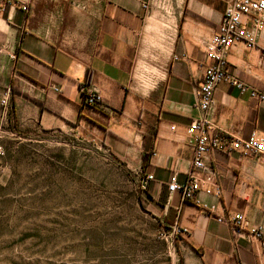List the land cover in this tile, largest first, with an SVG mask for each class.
I'll list each match as a JSON object with an SVG mask.
<instances>
[{
    "label": "crops",
    "instance_id": "0c3cea01",
    "mask_svg": "<svg viewBox=\"0 0 264 264\" xmlns=\"http://www.w3.org/2000/svg\"><path fill=\"white\" fill-rule=\"evenodd\" d=\"M225 8L226 0H0L1 118L17 130L101 138L113 156L144 176L150 213L161 227L187 230L176 243L179 264H264L257 240L236 238L217 221L240 213L264 232V167L254 157L228 143L209 153L214 175L207 178L222 194L199 192L197 199L217 206L211 215L168 190L173 177L183 183L192 170L187 129L202 116L197 92L211 63L204 43L216 34ZM244 22L256 32V47L239 43L229 50L228 78L214 92L210 116V133L227 141L264 139V103L229 82L255 90L264 85V22ZM88 76L90 94L101 97L93 107L81 93ZM7 92L8 111L1 106Z\"/></svg>",
    "mask_w": 264,
    "mask_h": 264
},
{
    "label": "rangeland",
    "instance_id": "374dc122",
    "mask_svg": "<svg viewBox=\"0 0 264 264\" xmlns=\"http://www.w3.org/2000/svg\"><path fill=\"white\" fill-rule=\"evenodd\" d=\"M101 141L0 116V264H179L181 237H162L141 176Z\"/></svg>",
    "mask_w": 264,
    "mask_h": 264
},
{
    "label": "built area",
    "instance_id": "2783aa9c",
    "mask_svg": "<svg viewBox=\"0 0 264 264\" xmlns=\"http://www.w3.org/2000/svg\"><path fill=\"white\" fill-rule=\"evenodd\" d=\"M145 10L149 6L144 5ZM264 0H226V8L223 19L216 34L204 43L206 58L211 63L206 67L202 83L197 92L196 108L201 112V118L194 120L187 129L189 143L193 149L192 170L187 180L178 183L173 177L168 184L170 193H178L183 201H193L200 206L202 211L211 215L217 211L216 205L201 203L197 199V194L203 192L208 196L220 198L222 191L217 184L211 183L207 176L214 173L207 165L208 155L212 151H224L227 149L226 143L232 149L240 151L245 155L254 157L257 162L264 167V139L251 135L246 139L225 140L220 135L211 134L210 116L215 110L214 92L220 82L228 78L229 65L227 55L229 50L239 44H244L248 49L256 47V32L245 27V19H256L257 27H261L264 22ZM260 62L264 66V51L260 54ZM241 95H248L250 98L264 103V85L261 90H255L237 79L229 81ZM55 92H59L54 88ZM81 93L87 95V105L96 106L101 102V97L90 94L88 87H81ZM1 106L9 109V93L7 92L1 100ZM148 176V180H152ZM219 223L229 225L236 238H249L257 240L264 252V232L260 226L250 225L245 217L240 213H231L227 216L218 217ZM187 234V230L172 226L163 232V238L174 241L178 237Z\"/></svg>",
    "mask_w": 264,
    "mask_h": 264
},
{
    "label": "trees",
    "instance_id": "16d2710c",
    "mask_svg": "<svg viewBox=\"0 0 264 264\" xmlns=\"http://www.w3.org/2000/svg\"><path fill=\"white\" fill-rule=\"evenodd\" d=\"M91 84V78L88 76L85 83L82 85V87H88ZM83 95H86L83 93ZM84 98V103L87 104V97H83ZM102 142V141H101ZM103 143V142H102ZM104 144V143H103ZM152 155V149L145 151L144 157H143V167H146V165L149 163L150 160V156ZM141 182L144 179V176L141 175ZM141 189L143 191L147 190V187L143 188L142 183H141Z\"/></svg>",
    "mask_w": 264,
    "mask_h": 264
},
{
    "label": "water",
    "instance_id": "95a60500",
    "mask_svg": "<svg viewBox=\"0 0 264 264\" xmlns=\"http://www.w3.org/2000/svg\"><path fill=\"white\" fill-rule=\"evenodd\" d=\"M145 185H146V181H145V180H143V181H142V186H144V187H145Z\"/></svg>",
    "mask_w": 264,
    "mask_h": 264
}]
</instances>
